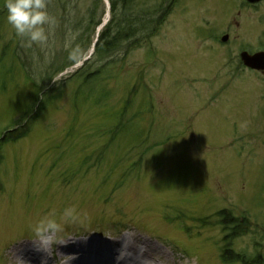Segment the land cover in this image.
Returning a JSON list of instances; mask_svg holds the SVG:
<instances>
[{"label": "rangeland", "instance_id": "rangeland-1", "mask_svg": "<svg viewBox=\"0 0 264 264\" xmlns=\"http://www.w3.org/2000/svg\"><path fill=\"white\" fill-rule=\"evenodd\" d=\"M245 2L171 0L155 33L134 20L106 55L97 39L137 1L46 0L47 41L25 47L0 0V264H20L11 249L41 221L59 242L148 234L183 264H264V68L241 58L264 51V0Z\"/></svg>", "mask_w": 264, "mask_h": 264}, {"label": "bare ground", "instance_id": "bare-ground-1", "mask_svg": "<svg viewBox=\"0 0 264 264\" xmlns=\"http://www.w3.org/2000/svg\"><path fill=\"white\" fill-rule=\"evenodd\" d=\"M245 1L244 5L254 4V1ZM49 250L60 264H183L173 259L164 245L133 233L109 239L97 235L87 239L67 238L64 242L51 244L50 248L47 246V250L38 249L37 243L27 240L12 251L23 257L20 264H49V261H43Z\"/></svg>", "mask_w": 264, "mask_h": 264}, {"label": "clouds", "instance_id": "clouds-1", "mask_svg": "<svg viewBox=\"0 0 264 264\" xmlns=\"http://www.w3.org/2000/svg\"><path fill=\"white\" fill-rule=\"evenodd\" d=\"M7 22L15 29L16 34L25 38V47H31L33 42L43 45L47 41L44 29L45 24H50L52 18L46 9V0H6ZM34 243L38 249L47 250V246L59 241L52 238L57 231V224L48 221L45 225L41 221L35 228Z\"/></svg>", "mask_w": 264, "mask_h": 264}, {"label": "trees", "instance_id": "trees-1", "mask_svg": "<svg viewBox=\"0 0 264 264\" xmlns=\"http://www.w3.org/2000/svg\"><path fill=\"white\" fill-rule=\"evenodd\" d=\"M132 2V0H130ZM137 1V10L134 9V14H137L138 16V19L137 17H131L130 14H126L124 15L123 17V21H125V23L127 24H124V26H122L121 28L122 29H118L115 31V34L113 35H106L108 36L107 39L105 40L104 44L100 45V41L102 38H104L103 35H105V31L102 33V35H100L97 43H96V51L97 52H102L106 55H109L113 49L114 46L118 47L119 46V43H121V39H122V36L123 34L126 32V26H133V23H135L134 20H137L139 21L140 23V26H141V23L143 24L142 25V28L145 29L146 31L148 30V32L152 31L154 32L156 30V27L158 26L159 22L162 21L163 17L166 15V12H168V8H169V2L171 0L168 1V5L167 7H163V12L160 13L159 15V11L162 10L161 8V5L163 3H159L158 0H149V7H146L145 9H143L142 7V4H143V1H142V4L140 3L141 0H134V2ZM152 2V3H151ZM112 4V10H114L115 8V5L113 3ZM139 6V7H138ZM122 14V13H121ZM125 14V13H124ZM141 14V18L139 17V15ZM144 16V19H143V16ZM156 15V16H155ZM157 17L158 18V24L156 26H153L152 23H151V26H149V28L146 29V26L144 24H146L147 22H149V19H152ZM132 21V22H131ZM145 21V22H144ZM135 28V27H134ZM155 28V29H154ZM107 33V32H106ZM127 34V32L125 33ZM124 34V35H125ZM127 37V35H125ZM125 38V37H124ZM99 42V43H98ZM236 227L234 226L233 229H235ZM225 255V254H224ZM226 256V255H225ZM228 260V257L226 258V261Z\"/></svg>", "mask_w": 264, "mask_h": 264}, {"label": "water", "instance_id": "water-1", "mask_svg": "<svg viewBox=\"0 0 264 264\" xmlns=\"http://www.w3.org/2000/svg\"><path fill=\"white\" fill-rule=\"evenodd\" d=\"M251 1H259V0H251ZM227 39V36L226 38L224 37V40ZM242 58L244 60V62L247 64V65H250L252 67H256V68H264V52L261 51V52H258L256 54H249L248 51H244L242 53Z\"/></svg>", "mask_w": 264, "mask_h": 264}]
</instances>
